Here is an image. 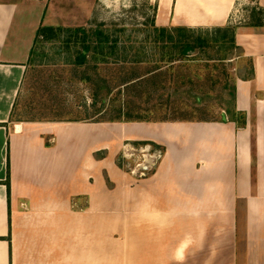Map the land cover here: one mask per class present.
Wrapping results in <instances>:
<instances>
[{
	"label": "crops",
	"instance_id": "crops-1",
	"mask_svg": "<svg viewBox=\"0 0 264 264\" xmlns=\"http://www.w3.org/2000/svg\"><path fill=\"white\" fill-rule=\"evenodd\" d=\"M56 1L0 0V264H75L73 258L85 264L88 256L70 247L77 219H87V212L77 217L72 204L90 199L97 205L99 171L91 166L98 167L95 154L103 150L104 125L111 124L20 116L37 31L51 23L61 5ZM91 1L75 2L72 10L79 11L72 16L90 14ZM239 1L205 0L204 8L195 0H170L162 22L159 8L156 25L226 27L238 17ZM247 1L264 9V0ZM66 26L55 27L72 28ZM236 44L251 74L235 81L233 111L221 121L113 123L126 125L121 136L164 149L153 178L127 186V192L144 188L145 264H264V27L244 20ZM75 127L84 128L82 141L95 147L83 154L72 149L78 155L72 162L71 152L55 145L73 137Z\"/></svg>",
	"mask_w": 264,
	"mask_h": 264
},
{
	"label": "rangeland",
	"instance_id": "rangeland-1",
	"mask_svg": "<svg viewBox=\"0 0 264 264\" xmlns=\"http://www.w3.org/2000/svg\"><path fill=\"white\" fill-rule=\"evenodd\" d=\"M75 2L78 0H61L55 14L48 18L51 23L43 27L70 24L66 27L84 28L93 34L89 43L93 50L87 62L78 66L75 63L82 51L78 40L67 45L66 33L51 41L40 40L29 65L25 97L20 104L25 111L20 116L111 124L104 125L103 150L94 155L100 161L98 167L93 162L91 166L94 174L99 171L97 205L93 203L96 207H92L90 199L72 204L77 217L87 212V219H77L70 247L73 251L87 250V258L81 261L85 264H145L144 188L127 192V186L139 188L141 181L152 179L164 149L149 139L123 137V132L121 136L120 128L126 125L113 123L129 119L221 121L225 113L233 111L235 81L250 77V61L237 45L227 52L225 60H219L224 53L218 48L198 50L181 58L175 42L166 41L167 36L161 39L152 23L153 19L157 21L159 8L158 19L164 20L170 0H92L91 13L77 19L72 16L79 11L72 10ZM255 7L252 2L240 0L238 17L226 27L236 30L244 20L245 24L252 23ZM96 30L105 32L110 39L108 46H103V55L95 51L99 46ZM200 30L214 31H196ZM114 41L118 45L116 52L111 48ZM209 59L212 60L207 64ZM65 129L69 133L71 126ZM83 129L75 127L73 137L55 145L56 149L71 152L68 157L72 162L78 156L72 155V149L81 147L83 154L95 147L90 140L82 141ZM57 131L64 130L59 127ZM56 169L64 171L60 165ZM91 181L96 185L95 179ZM76 182L82 186L81 178ZM78 186H73V191ZM73 262L77 264L79 259L73 258Z\"/></svg>",
	"mask_w": 264,
	"mask_h": 264
},
{
	"label": "trees",
	"instance_id": "trees-1",
	"mask_svg": "<svg viewBox=\"0 0 264 264\" xmlns=\"http://www.w3.org/2000/svg\"><path fill=\"white\" fill-rule=\"evenodd\" d=\"M251 20L252 23H250L249 26L264 27V9H253ZM152 23L154 30L158 33V36H161V39L162 37L164 38L167 36L166 41L175 42V48L179 49L181 58H187L198 50L201 52H207L210 49L218 48L224 53L219 60H225L227 52L237 45L236 30L231 27H219L213 29L214 31H196L187 27H158L155 19L152 20ZM63 33H66L69 36L66 42L67 45H69L74 39L76 41L78 40L77 44L82 45V51L80 52L79 59L76 61L75 65L80 66L86 63L90 52L93 50L92 46L89 45L93 34H90L84 28L41 27L37 31L35 42L39 43L40 40L51 41L53 39H58ZM174 33L177 34V38L174 37ZM95 37L99 43V46L95 48V51L101 52L103 55L104 47L108 46L110 42L109 36L101 30H96ZM117 46V42H115L111 48L115 50ZM210 60L212 59H209L207 64H210ZM208 66L210 67V65Z\"/></svg>",
	"mask_w": 264,
	"mask_h": 264
},
{
	"label": "bare ground",
	"instance_id": "bare-ground-1",
	"mask_svg": "<svg viewBox=\"0 0 264 264\" xmlns=\"http://www.w3.org/2000/svg\"><path fill=\"white\" fill-rule=\"evenodd\" d=\"M195 2V5H197V3H200V5L204 6V8L206 7L205 0H195Z\"/></svg>",
	"mask_w": 264,
	"mask_h": 264
}]
</instances>
